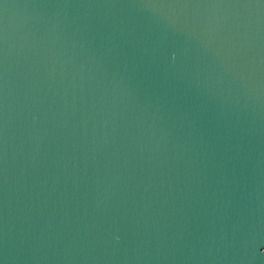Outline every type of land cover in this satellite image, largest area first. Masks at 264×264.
Returning <instances> with one entry per match:
<instances>
[{
	"label": "water",
	"instance_id": "water-1",
	"mask_svg": "<svg viewBox=\"0 0 264 264\" xmlns=\"http://www.w3.org/2000/svg\"><path fill=\"white\" fill-rule=\"evenodd\" d=\"M0 264H264V0H0Z\"/></svg>",
	"mask_w": 264,
	"mask_h": 264
}]
</instances>
